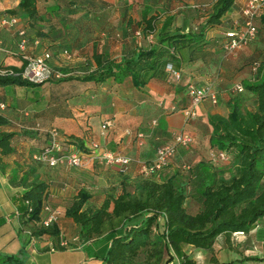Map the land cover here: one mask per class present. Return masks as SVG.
<instances>
[{
	"label": "crops",
	"instance_id": "crops-1",
	"mask_svg": "<svg viewBox=\"0 0 264 264\" xmlns=\"http://www.w3.org/2000/svg\"><path fill=\"white\" fill-rule=\"evenodd\" d=\"M18 1L0 0V15L14 14L17 18L14 24H0V64L13 67L21 64L16 29L23 28L26 36L23 52H49L48 63L65 75L31 85H0V103L4 104L0 115L6 119L0 125V132H11V151L0 154V252L22 251L23 264H107L102 256L110 243L112 228L106 227L100 234L82 240L78 226L64 213L77 191L82 188L88 192L82 208L99 206L109 193L116 195L122 190L133 192L134 182L140 177L139 162L150 160L156 146L170 142L173 133L179 130L187 132L191 142L186 147H178L168 165L158 174L175 169L179 161L187 159L188 154L199 156L195 147L197 140H205L209 147L211 127L207 115H225V102L232 94L229 86L252 78L254 73H241V82H234L236 79L230 76L233 75L232 64L223 60L218 52L220 47L209 46L203 54H190L191 60H187L184 54L180 55V63L173 67L177 76L171 72L173 77L169 75L167 79L150 78L140 88L132 85L129 76L119 82L110 78L97 82L81 80L77 76L94 69L97 57L117 60L131 54L139 46L138 38L127 37L131 28L136 36L142 32L137 22L144 11L145 17L154 15L159 20L166 14L171 15V28L182 32L200 22L202 17L197 20L194 18L195 9L187 8L176 0H33V14L9 12ZM243 2L234 0L216 25H224V30L231 26L232 21H239ZM198 5L202 6V3ZM112 9H115V19L110 15ZM115 20L117 28L113 26ZM256 21L258 16H255V24ZM210 29L206 31L209 44L212 39L209 35H213L209 34ZM145 36L148 37L147 34ZM225 39L221 34V43ZM151 41H154L153 33ZM253 43L252 52L257 54V42ZM235 50L231 52L233 58L237 57ZM237 68L239 66L234 67L235 72L241 71ZM189 82L196 85L212 83L217 102L213 104L208 99H202L193 107V114L187 116L185 111L189 106V97L186 85ZM244 101L246 106H253V95L247 92ZM105 120L109 121V125L104 133H100V125ZM35 123L44 127L54 126L60 137L69 141V146L82 152L81 163L72 166L59 162L49 166L34 159V154L47 141L44 131L33 128ZM125 129L141 131V144L135 142L132 134L125 133ZM91 141L97 142L102 149L128 156L127 167L120 170L117 165L98 161L96 149L90 147ZM199 159L202 157L193 161ZM34 179L46 183L43 205L47 208L41 210L40 219L54 212L55 217L50 223L57 228V238L49 234L28 233L21 191ZM185 203L193 206V202ZM118 227L115 226L112 231L119 230ZM234 236L238 237L239 246L233 249L230 262L219 260V248L227 249ZM242 236H252L260 249L251 251L250 246L240 243L239 237ZM59 240H64L66 245L59 246ZM187 246L194 248L198 254L206 255V260L200 264H213L214 258L218 260L216 264H244L251 259H241L243 256H259L264 249V217L258 219L248 232L235 231L227 236L219 234L210 250L188 244L182 249L185 251ZM50 247L53 249L50 250ZM185 253L197 264L195 257ZM261 262L264 263V260Z\"/></svg>",
	"mask_w": 264,
	"mask_h": 264
},
{
	"label": "trees",
	"instance_id": "trees-1",
	"mask_svg": "<svg viewBox=\"0 0 264 264\" xmlns=\"http://www.w3.org/2000/svg\"><path fill=\"white\" fill-rule=\"evenodd\" d=\"M233 1L213 0L196 27L190 26L184 32L171 28V15L166 14L159 20L154 15L145 17L144 11L137 24L144 35L154 34L152 44L136 46L131 54L117 60L97 57L96 67L77 77L96 82L110 78L119 82L129 76L136 88L142 87L150 78L167 79V63L173 68L180 63V55L191 60L190 54L205 52L209 44L206 31L220 22ZM18 11L33 14V0H19L9 10L11 13ZM256 16L258 61L249 64L254 76L242 82L245 94L248 92L254 97L253 106L244 104L242 92L229 94L225 115H207L211 127L209 147L215 153L224 152L226 159L202 158L189 164L182 163L183 169L176 166L168 174H158L161 170L149 176L139 174L133 192L109 193L94 208H82L88 192L81 188L65 208L64 213L78 226L82 240L100 234L106 227L112 228L110 243L102 256L105 263L151 264L139 261V253L145 252L156 262L166 252L165 263L177 260L179 264H195L182 249L185 244L210 250L219 234L248 232L258 219L264 217V9ZM7 83L36 84L19 76H0V85ZM5 121L0 115V125ZM10 137L11 132H0L1 155L11 151ZM214 161L223 162L214 164ZM226 171L227 178L224 176ZM45 191L46 183L41 179L32 180L21 191L28 233L57 238L54 224H43V218L40 219ZM186 201L193 202L192 208ZM118 225L119 230L112 231ZM245 259L264 260V249L261 255L246 256ZM23 260L22 251L0 252V264H23Z\"/></svg>",
	"mask_w": 264,
	"mask_h": 264
},
{
	"label": "built area",
	"instance_id": "built-area-1",
	"mask_svg": "<svg viewBox=\"0 0 264 264\" xmlns=\"http://www.w3.org/2000/svg\"><path fill=\"white\" fill-rule=\"evenodd\" d=\"M264 9V0H244L240 8L241 19L234 20L231 26L223 30L222 34L226 38L222 43V48L225 52L230 53L239 46L245 44L250 39L254 38L257 33V27L254 22L256 14ZM17 18L14 15H0V24H14ZM17 41V53H19L22 61L17 67L0 64V76L13 75L19 76L32 83H43L50 79H58L65 74L59 69L53 68L48 63L49 52L43 51L40 54H29L23 52L26 36L23 28L16 29ZM151 39V33L147 34ZM167 68L171 70L173 75L177 76L176 70L172 68L170 63L166 64ZM16 68V69H14ZM255 69V64L251 67ZM235 92L242 91L243 87L240 83H235L232 87ZM186 93L189 97V106L185 111L187 116L193 114V107L202 99H208L211 103L217 102V95L210 83L196 85L192 82L187 83ZM3 103H0V108L3 107ZM25 114V112H24ZM154 121V120H153ZM18 127L20 123H15ZM109 125V121L105 120L100 125V133H104V129ZM34 129L42 130L46 133L47 141L40 148V150L34 154L33 158L44 162L49 166H53L59 162L65 164L77 166L81 163V154L76 147L69 146V141L62 139L58 130L54 126L44 127L39 123L33 125ZM125 133L132 134L135 142L140 145L143 133L141 131L131 132L130 129H125ZM191 142L190 135L182 130L173 133L170 142H163L156 146L153 157L148 161L139 162L138 173L142 176H149L157 174L160 170L165 168L170 162L171 158L177 151L178 147H186ZM90 147L95 148V157L98 161L105 164H114L119 167L120 170H124L130 158L126 155H122L117 151L107 150L100 148V145L95 142H90ZM227 155L224 152L212 153V159L223 160ZM47 208L43 205L42 209ZM54 212L42 220L43 224H48L54 219ZM59 246L66 245L64 240L58 241ZM53 247H50L52 250Z\"/></svg>",
	"mask_w": 264,
	"mask_h": 264
},
{
	"label": "rangeland",
	"instance_id": "rangeland-1",
	"mask_svg": "<svg viewBox=\"0 0 264 264\" xmlns=\"http://www.w3.org/2000/svg\"><path fill=\"white\" fill-rule=\"evenodd\" d=\"M176 1H180V2H182L184 5H187V8H192V9H195L194 11H195V13H194V11L192 12V13H194L195 15H194V18H196L197 20H199V18L200 17H202V15L206 12V10L207 9H209V6H210V3L213 1V0H176ZM200 3H202V6L201 5H198V4H200ZM204 4V5H203ZM198 7H201V8H199V9H197ZM128 10H130V13H133V11H131V8H128ZM111 16H112V19H115V9H112L111 10V14H110ZM180 17H178V19H179ZM114 23H113V26L114 27H116L117 28V21L115 20V21H113ZM232 24H233V21L231 22ZM257 23H258V21H257ZM197 25V23H194L193 24V26H196ZM180 27V26H179ZM178 27V28H179ZM223 27H224V25L222 26V25H220V26H218V25H216V26H214V28H212V29H210V31H209V34H213V35H209V38H212V39H210V44H208V46H206V48L207 47H211V46H213V47H217V49H219V47H220V49L218 50V52L220 53V55H222V58H223V60H225V62H228L229 64H232V66H233V69L231 70V72H233V75L232 74H230V76L235 80L236 79V81H234V82H241V81H239V74H241V73H249V72H251V71H249L248 70V68L250 69V67H249V64L251 65L254 61H258L257 59H256V54L255 53H253L252 52V47H253V41H255L256 40V38L254 37V38H252V39H250L249 41H247L245 44H243V45H241V46H239L235 51H236V58L234 57H232L233 55H232V53L230 52V53H226L225 51H224V49L221 47V45H222V43H221V32H222V30H223ZM181 28V27H180ZM179 28V29H180ZM225 28V27H224ZM117 30H119V29H117ZM130 32H132V28H131V31ZM129 32V34H128V37L127 38H138V44L140 45V46H148V45H150V44H152L153 43V41H151V39H145V38H148V37H146L142 32L138 35V36H136V35H134L133 34V32L132 33H130ZM153 38V37H152ZM234 51V52H235ZM225 58V59H224ZM239 66V68H237V69H241V71H234V67H238ZM230 72V73H231ZM166 73H167V75H166V77L167 78H169V75H170V77L172 76L173 77V75L172 74H170L171 73V70H169V69H166ZM211 84V86L213 87V85H212V83H210ZM235 84V83H234ZM234 84H231L230 86H229V92L230 93H232V94H237V93H240V92H242V94H245V91L244 90H242V91H240V92H235L233 89H232V87H233V85ZM241 85H242V83H240ZM242 87H243V85H242ZM214 88V87H213ZM245 102V101H244ZM249 102V101H248ZM250 103H248V105H249ZM250 107H252L251 105H250ZM202 139H204V138H202ZM195 147L196 148H198V155L199 156H196V157H193V156H190L189 154L187 155L188 157H186L187 159H183V161H179L180 162V164H178V167H180L181 169H183L182 167H181V164L183 163V164H189L190 162H192L193 161V159L194 158H197V157H202V158H212V153H213V150H210L209 149V147H208V145H206V142H205V140L204 141H199V140H197L196 141V145H195ZM190 156V157H189ZM192 158V159H191ZM221 162H223V161H214V164H219V163H221ZM224 176H225V178H227L228 177V172L226 171L225 173H224ZM191 208H192V206H190ZM244 236H242V237H239V240H240V243H242V244H244V245H247V247L248 246H250V248H251V251H255L256 249H260V247L258 246V242L251 236L250 238L249 237H244ZM238 240V237L237 236H234V237H232V239H231V241H232V244L230 243V245L228 246V248L227 249H222V248H219V255H217L218 257H219V260L221 259V260H223V261H230L231 260V258L230 257H232L233 255H234V252H233V249H237L238 248V246H239V241H237ZM220 243V242H219ZM185 251L186 252H188V254H190L193 258L195 257V260H196V262H197V264H200V263H202L204 260H206V255L205 256H203L202 254H198L197 253V251L194 249V248H192V247H186L185 248ZM213 254V253H212ZM218 254V253H217ZM252 256V255H251ZM167 257H168V254L166 253V252H163L162 253V257H161V259H159V260H157L156 262L153 260V257L151 256H149L148 254H146L145 252H140L139 253V256H138V260L139 261H142V262H145V263H147V262H151V264H162V261H163V263H165L166 261L164 260L165 258L167 259ZM245 257L246 256H243L242 258H244L245 259ZM213 261V264H216V263H218V260L217 259H212ZM235 260H238V261H240L239 259H235ZM174 264H177L178 263V261L177 260H171ZM251 261V262H250ZM170 261H167V263H169ZM244 264H264L263 262H261V261H256V260H247V261H245V262H243ZM179 264V263H178Z\"/></svg>",
	"mask_w": 264,
	"mask_h": 264
}]
</instances>
